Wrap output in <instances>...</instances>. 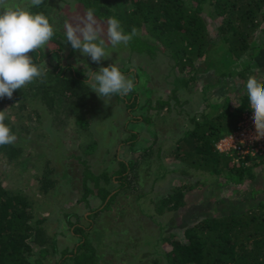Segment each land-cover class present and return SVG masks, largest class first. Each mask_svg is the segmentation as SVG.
Wrapping results in <instances>:
<instances>
[{
    "label": "trees",
    "instance_id": "trees-1",
    "mask_svg": "<svg viewBox=\"0 0 264 264\" xmlns=\"http://www.w3.org/2000/svg\"><path fill=\"white\" fill-rule=\"evenodd\" d=\"M48 1L44 0L39 7L29 9L46 15L51 22ZM77 1L85 10L95 9L97 19H119L127 33L136 28L139 34L127 44L131 50L146 52L151 57L157 56L158 51L166 54L170 68H175L174 74L177 75L173 92L178 85L187 87L191 80L203 79L200 89L202 98L211 109L203 110L200 118L191 116L192 125L183 130L171 148L172 156L186 167L184 172H188V168L208 172L215 176L218 185L254 180L257 175L255 168L264 164V152L233 160L232 154L220 152L214 146L219 137L235 128L242 111L248 108L247 91L237 96L240 98L236 103L229 104L227 97L220 99L208 95L206 83L213 84L226 77L231 88L237 90L240 81L246 82L249 76L264 82V0ZM206 16L211 19L219 17L216 36L209 35ZM60 36L56 30L51 39L57 44L54 64H43L42 59L49 51L41 49L30 54L34 63L47 69L43 81L37 79L14 91L11 99H0V110L19 101L20 104L32 105L39 115L42 109L53 117L64 115L69 121L80 114L81 107L91 95V85L82 66L63 60ZM214 53L219 54V58H213ZM211 84V87L217 86ZM137 96L132 93L133 102L130 105L136 104ZM174 97L177 102H182L177 95ZM166 104L169 107L167 99L158 98L155 104L150 105L159 109ZM136 118L147 119V116L138 115ZM5 123L14 133L16 127L10 118ZM84 123L87 125V118ZM137 136V132L130 130L125 142L133 143ZM19 145L15 142L0 146V151L13 165L22 163V168H25L27 157H20L22 148ZM90 146L93 147V143H89ZM141 151L139 159L118 158V168L97 174L89 169L86 159L78 156L79 162L84 164V192L81 198L87 203L86 195L92 191L86 184L87 177L94 180L97 191L102 195L98 205L102 209L110 206L119 189L135 188L131 179L132 170L135 171L140 162L150 157L152 144ZM114 175L117 176V183ZM220 176L224 181L218 179ZM45 178L50 177L48 174L38 176L40 191L47 190ZM184 186L186 189L192 184ZM113 188L116 191L111 194ZM185 189L177 187L155 201L156 209L162 212L187 205ZM243 198L226 200L229 204L227 208L216 201L207 211H201L198 217L184 225L182 238L171 231L164 235L166 247L159 253L164 258V264H264V184L253 185ZM35 207L33 199L21 187H8L0 178V264H43L47 253L55 255L53 264H99L90 240L91 232L99 233L92 226L98 207L85 215L87 225L72 221L71 213H64L65 222L73 225L71 233L76 241L72 247L61 249L54 233L47 231L45 217L37 214ZM189 210L187 214L185 212V218ZM211 210L216 213H211ZM48 242L50 248L46 245ZM157 260L154 259V263Z\"/></svg>",
    "mask_w": 264,
    "mask_h": 264
},
{
    "label": "rangeland",
    "instance_id": "rangeland-1",
    "mask_svg": "<svg viewBox=\"0 0 264 264\" xmlns=\"http://www.w3.org/2000/svg\"><path fill=\"white\" fill-rule=\"evenodd\" d=\"M48 2L51 22L61 35L64 61L82 66L87 77L92 71L98 72L102 66L115 64L127 78L133 80L135 88L126 96H114L107 106L91 90L80 114L69 121L64 115L53 117L42 109L39 115L32 105L20 104L19 101L5 105L2 110L9 114L16 127V143L22 148L20 157H27V166L22 168V163L13 165L0 151V178L8 187H21L33 199L36 213L45 217V227L49 233H54L58 247L70 248L76 240L71 233L73 225L65 222L64 213H71L72 221L87 225L85 215L100 205L102 197L94 180L87 177L86 184L92 191L86 195L87 203L81 198L84 192V164L77 157L86 159L89 169L95 174L103 170L112 172L119 167L118 158L139 159L142 148L152 144L150 157L140 162L135 171L132 170L131 181L135 188L119 189L109 207L106 205L105 209L98 207L95 210L97 214L92 226L99 233L91 232L90 240L99 264H164V258L159 254L166 247L164 235L171 231L182 238L184 225L198 217L201 211H207L216 201L227 208L229 204L226 200L243 198L253 185L264 184V164L255 168L257 175L254 180L246 179L238 184L224 182L218 185L214 175L193 168L184 172L186 167L172 156L171 148L183 130L192 125L191 116L200 118L203 110L211 109L202 98L200 89L203 79L191 80L187 87L178 85L173 92L177 75L174 74L175 68H170L166 54L158 51L157 56L151 57L124 44L116 49L109 45L111 57L99 64L94 63L89 57L74 51L66 43L64 35L65 22L75 24L86 12L82 4L77 0ZM10 4L13 7H31L30 0H10ZM205 18L209 35L216 36L219 17ZM97 21L105 29L106 40L107 21ZM56 47L57 44L51 40L43 49L49 51L42 59L44 65L55 63ZM213 58H219V54L214 53ZM223 79L213 83L217 86L212 87L207 81V94L220 99L227 97L229 104L236 103L240 98L237 96L247 91L246 82L240 81L237 90H234L227 78ZM88 82L91 85L92 82ZM227 86L230 89H220ZM132 93L138 94L133 106L130 105L133 102ZM174 95L182 102H177ZM158 98L167 99L169 107L167 104L159 109L152 107L150 104H155ZM138 115L147 116V119L136 118ZM86 118L87 125L84 123ZM130 130L138 134L133 143L125 142ZM89 143H93V147L89 148ZM42 174H48L53 179L45 178L46 191L38 189V176ZM116 177L113 176L114 180ZM218 179L224 181L222 176ZM100 183L103 184L102 181ZM183 184L192 186L185 189ZM177 187L185 189L187 205L159 212L154 202ZM115 191L113 188L110 193ZM188 210L190 213L185 218ZM211 213L216 212L211 210ZM46 245L50 248V242ZM154 259H158L157 262L154 263ZM54 260L55 255L47 253L43 264H53Z\"/></svg>",
    "mask_w": 264,
    "mask_h": 264
},
{
    "label": "clouds",
    "instance_id": "clouds-1",
    "mask_svg": "<svg viewBox=\"0 0 264 264\" xmlns=\"http://www.w3.org/2000/svg\"><path fill=\"white\" fill-rule=\"evenodd\" d=\"M43 2L30 0V6L39 7ZM94 13L95 9L88 8L77 23L65 22L64 35L66 43L74 51L99 64L111 57L109 45L112 49L127 45L139 33L136 28H132L130 33L125 32L119 19L109 17L105 40V29ZM55 31L54 24L46 15L28 8L13 7L10 0H0V99H11L14 91L37 79L43 81L47 69L34 63L30 54L46 48ZM87 79L92 82L91 90L104 100L105 106L114 96H126L135 88L133 80L112 63L100 67L98 72L92 71ZM246 90L253 112L254 139L259 140L264 138V82L249 76ZM7 119L8 113L0 110V146L14 144L17 140L10 125L5 123Z\"/></svg>",
    "mask_w": 264,
    "mask_h": 264
},
{
    "label": "built area",
    "instance_id": "built-area-1",
    "mask_svg": "<svg viewBox=\"0 0 264 264\" xmlns=\"http://www.w3.org/2000/svg\"><path fill=\"white\" fill-rule=\"evenodd\" d=\"M253 112L248 106L242 111L235 128L219 137L215 148L220 152L233 155V160H239L246 155H259L264 152V138L254 139L255 126L252 120Z\"/></svg>",
    "mask_w": 264,
    "mask_h": 264
}]
</instances>
